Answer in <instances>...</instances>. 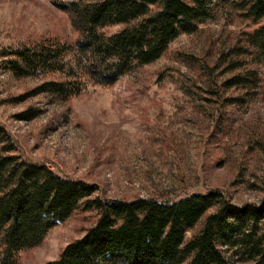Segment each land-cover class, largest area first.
<instances>
[{
	"label": "rangeland",
	"instance_id": "obj_1",
	"mask_svg": "<svg viewBox=\"0 0 264 264\" xmlns=\"http://www.w3.org/2000/svg\"><path fill=\"white\" fill-rule=\"evenodd\" d=\"M59 1L0 0V125L17 153L96 183L103 198L175 199L217 188L240 205L264 200V66L247 65L259 70L258 89L237 101L243 91L224 82L238 69L228 70L223 55L255 24L231 0H211L213 17L155 61L112 84L87 82L68 98L38 87L68 79L81 55L74 49L55 72L19 75L4 62L43 40L76 47L80 31ZM27 110L37 114L21 116ZM97 217L96 209L76 210L23 250L20 264L58 258Z\"/></svg>",
	"mask_w": 264,
	"mask_h": 264
},
{
	"label": "trees",
	"instance_id": "obj_2",
	"mask_svg": "<svg viewBox=\"0 0 264 264\" xmlns=\"http://www.w3.org/2000/svg\"><path fill=\"white\" fill-rule=\"evenodd\" d=\"M225 2L227 0H220ZM255 26L224 53L227 87L256 93L264 66V0H231ZM80 37L23 45L4 60L19 75L63 70L72 49L80 53L68 79H49L38 90L68 98L83 84H112L138 65L161 57L182 33L214 15L211 0H66ZM121 24L113 32L106 27ZM223 60V59H222ZM30 113V114H28ZM25 111L21 116H35ZM98 185L63 176L15 151L0 125V264H20L21 252L78 209H96L97 220L70 241L58 258L39 264H264V200L237 204L215 188L175 199H109ZM215 208L214 210H212Z\"/></svg>",
	"mask_w": 264,
	"mask_h": 264
}]
</instances>
